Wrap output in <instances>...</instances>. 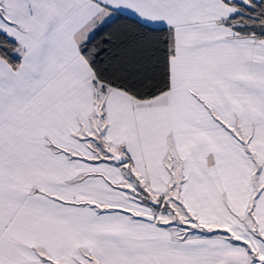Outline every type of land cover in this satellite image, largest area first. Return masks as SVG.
<instances>
[{
	"label": "snow or ice",
	"instance_id": "6c2138e0",
	"mask_svg": "<svg viewBox=\"0 0 264 264\" xmlns=\"http://www.w3.org/2000/svg\"><path fill=\"white\" fill-rule=\"evenodd\" d=\"M0 264H264V0H0Z\"/></svg>",
	"mask_w": 264,
	"mask_h": 264
},
{
	"label": "trees",
	"instance_id": "16d2710c",
	"mask_svg": "<svg viewBox=\"0 0 264 264\" xmlns=\"http://www.w3.org/2000/svg\"><path fill=\"white\" fill-rule=\"evenodd\" d=\"M109 35L117 44L155 45L163 38L164 33L151 31L150 28L138 23L134 17L120 14L119 19L104 28L93 43L99 45L100 41Z\"/></svg>",
	"mask_w": 264,
	"mask_h": 264
},
{
	"label": "crops",
	"instance_id": "0c3cea01",
	"mask_svg": "<svg viewBox=\"0 0 264 264\" xmlns=\"http://www.w3.org/2000/svg\"><path fill=\"white\" fill-rule=\"evenodd\" d=\"M121 14H125L127 16L132 17V18L134 17L137 20V17L135 15H130L128 12H124V13H121Z\"/></svg>",
	"mask_w": 264,
	"mask_h": 264
}]
</instances>
